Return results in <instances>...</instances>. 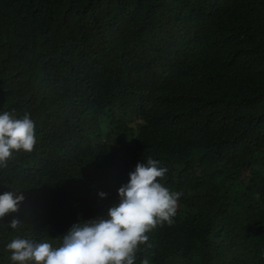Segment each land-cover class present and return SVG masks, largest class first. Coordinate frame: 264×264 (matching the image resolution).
Masks as SVG:
<instances>
[{"label": "trees", "instance_id": "16d2710c", "mask_svg": "<svg viewBox=\"0 0 264 264\" xmlns=\"http://www.w3.org/2000/svg\"><path fill=\"white\" fill-rule=\"evenodd\" d=\"M4 111L37 143L0 168L25 196L0 264L106 217L146 158L183 195L135 264H264V0H0Z\"/></svg>", "mask_w": 264, "mask_h": 264}, {"label": "clouds", "instance_id": "9594fccd", "mask_svg": "<svg viewBox=\"0 0 264 264\" xmlns=\"http://www.w3.org/2000/svg\"><path fill=\"white\" fill-rule=\"evenodd\" d=\"M36 143V124L29 114L17 118L11 112H0V168L8 167L14 152H32ZM146 159L147 164L138 163L129 173L128 183L118 189L119 202L108 209L106 217L73 224L58 247L46 240L16 236L5 248L11 264H135L138 247L149 240L147 233L157 225L173 223L183 195L159 182L166 167H160L156 159ZM24 200L22 191L0 194V220L18 212ZM21 223L13 218L8 226L17 229Z\"/></svg>", "mask_w": 264, "mask_h": 264}]
</instances>
